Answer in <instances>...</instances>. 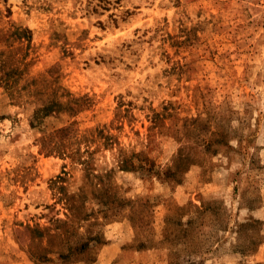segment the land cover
<instances>
[{
  "label": "rangeland",
  "instance_id": "rangeland-1",
  "mask_svg": "<svg viewBox=\"0 0 264 264\" xmlns=\"http://www.w3.org/2000/svg\"><path fill=\"white\" fill-rule=\"evenodd\" d=\"M0 0V264H264V0Z\"/></svg>",
  "mask_w": 264,
  "mask_h": 264
},
{
  "label": "trees",
  "instance_id": "trees-1",
  "mask_svg": "<svg viewBox=\"0 0 264 264\" xmlns=\"http://www.w3.org/2000/svg\"><path fill=\"white\" fill-rule=\"evenodd\" d=\"M103 1H105V2H109L108 0H103Z\"/></svg>",
  "mask_w": 264,
  "mask_h": 264
}]
</instances>
